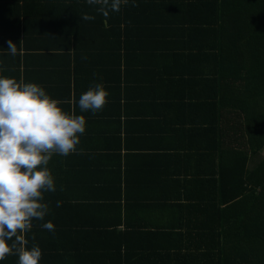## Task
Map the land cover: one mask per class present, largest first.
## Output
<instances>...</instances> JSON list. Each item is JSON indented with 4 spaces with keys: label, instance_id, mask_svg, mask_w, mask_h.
I'll use <instances>...</instances> for the list:
<instances>
[{
    "label": "trees",
    "instance_id": "16d2710c",
    "mask_svg": "<svg viewBox=\"0 0 264 264\" xmlns=\"http://www.w3.org/2000/svg\"><path fill=\"white\" fill-rule=\"evenodd\" d=\"M136 2L105 18L86 0H0V45L37 41L74 64L87 63V47L89 58L103 48L107 85L119 88L121 65L152 51L143 64L155 74L143 80L167 81L174 106L193 114V126L177 134L186 145L171 155L167 178L148 185L156 196L137 198L125 175L123 204L119 188L100 200L116 211L106 248L89 242L102 231L87 230L78 253L91 256L85 264H264V0ZM43 74L50 83L51 72ZM186 83L195 89L189 102H175V86Z\"/></svg>",
    "mask_w": 264,
    "mask_h": 264
},
{
    "label": "crops",
    "instance_id": "0c3cea01",
    "mask_svg": "<svg viewBox=\"0 0 264 264\" xmlns=\"http://www.w3.org/2000/svg\"><path fill=\"white\" fill-rule=\"evenodd\" d=\"M37 36L38 39L42 37ZM35 43H27L32 48L27 45L25 48L21 42L16 57L7 51V44H1L0 56L4 59H0V76L42 86L51 98L61 101L59 106L65 112L71 113L74 109L76 115H83L86 128L77 145L82 153H71L66 157L52 155L48 168L54 177L56 191L44 193L43 202L48 204L49 213L43 221H32V228L26 234V247L31 249L33 243L40 247L42 256L39 264H85L91 256L88 257L84 250L78 253V247L83 246L86 239L81 233L87 230L106 233L115 220L116 211L110 210L100 200L107 196V200L112 201L113 192L119 188L123 204L124 184L131 181L134 184L132 189L140 200L147 198L143 195L156 196L159 190L153 188L154 194H151V186L167 178L165 170L172 168L171 155L177 149H184L186 144L177 138V134L193 126V114L182 106H174L167 81L143 80L151 75L153 79L155 74L154 68L145 72L143 64L149 60L152 51L141 59L140 52H134L136 55L132 56L134 60L128 64L127 70L121 65L123 80L118 82L119 88L107 85L108 58L103 48L93 47L90 52L92 58H89L90 48L87 47L88 64L84 58L80 64H74L72 58H65L60 53L49 56L43 48L36 47L39 42ZM44 56L48 57L46 69ZM114 70L118 72V69ZM43 72H51L50 83ZM115 75L117 73H113L112 79ZM187 80L186 77L182 79ZM95 83H102L109 93L103 113L81 112L78 105L80 94L75 97L74 93L87 86L89 89ZM191 86L187 83L175 86L178 89L177 98H180L175 102H189L188 94L194 89ZM125 175L130 178L129 182H125ZM170 176L169 173L168 179ZM185 179L181 180V185ZM184 192L185 189L179 187L178 193L183 195ZM170 194L167 192L168 196ZM152 197L151 201L158 205ZM88 198L96 199V202L90 203ZM57 201L61 202L59 207ZM49 221L54 225V232L41 227ZM103 233L99 238L90 237L91 245L98 243L106 248L108 234ZM8 243L11 244V241ZM0 264H18V256L9 255Z\"/></svg>",
    "mask_w": 264,
    "mask_h": 264
},
{
    "label": "clouds",
    "instance_id": "9594fccd",
    "mask_svg": "<svg viewBox=\"0 0 264 264\" xmlns=\"http://www.w3.org/2000/svg\"><path fill=\"white\" fill-rule=\"evenodd\" d=\"M86 3L98 5L97 11L107 18L110 11L119 12L129 0ZM131 3L138 6L136 0ZM81 18L95 19L87 14ZM7 44V51L15 56L17 45L11 40ZM108 95L102 83H95L79 97L81 112L101 111ZM60 104L36 83L0 76V261L17 255L18 264H39L42 251L35 243L31 249L26 247V234L34 219L43 221L49 213L48 204L43 202L44 193L56 191L49 161L53 154L66 157L83 151H78L77 145L85 132V117L76 115L74 109L65 112ZM60 204L57 201V207ZM41 227L55 231L50 221Z\"/></svg>",
    "mask_w": 264,
    "mask_h": 264
}]
</instances>
